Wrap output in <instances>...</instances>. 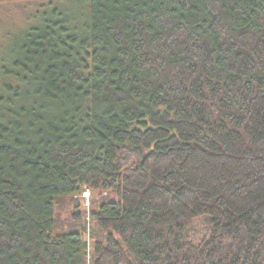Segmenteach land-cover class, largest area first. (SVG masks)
Segmentation results:
<instances>
[{
	"label": "trees",
	"instance_id": "1",
	"mask_svg": "<svg viewBox=\"0 0 264 264\" xmlns=\"http://www.w3.org/2000/svg\"><path fill=\"white\" fill-rule=\"evenodd\" d=\"M64 3L0 48V264H264V0Z\"/></svg>",
	"mask_w": 264,
	"mask_h": 264
},
{
	"label": "rangeland",
	"instance_id": "2",
	"mask_svg": "<svg viewBox=\"0 0 264 264\" xmlns=\"http://www.w3.org/2000/svg\"><path fill=\"white\" fill-rule=\"evenodd\" d=\"M45 0H0V48L5 47L10 31L23 27L28 17L35 13L39 4ZM72 0H66L64 6ZM106 195V192L104 193Z\"/></svg>",
	"mask_w": 264,
	"mask_h": 264
},
{
	"label": "built area",
	"instance_id": "3",
	"mask_svg": "<svg viewBox=\"0 0 264 264\" xmlns=\"http://www.w3.org/2000/svg\"><path fill=\"white\" fill-rule=\"evenodd\" d=\"M90 190H86L84 193H83V197L86 198V201H87V205H89V198H90Z\"/></svg>",
	"mask_w": 264,
	"mask_h": 264
}]
</instances>
